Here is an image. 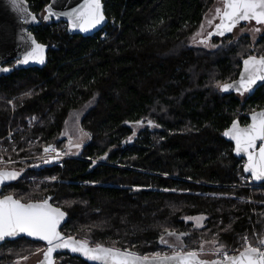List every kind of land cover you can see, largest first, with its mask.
Returning a JSON list of instances; mask_svg holds the SVG:
<instances>
[{
  "label": "trees",
  "instance_id": "16d2710c",
  "mask_svg": "<svg viewBox=\"0 0 264 264\" xmlns=\"http://www.w3.org/2000/svg\"><path fill=\"white\" fill-rule=\"evenodd\" d=\"M26 1L38 17L49 2ZM102 2L108 22L98 33L69 35L55 22L32 27L48 46L47 64L0 77V157L12 161L0 168L20 172L1 194L51 197L68 216L63 234L141 255L170 251L160 244L165 229L188 233L190 248L215 239L235 254L244 237L258 244L264 187L239 186L249 178L223 132L264 106V85L242 100L217 83L234 80L254 49L264 55V35L254 49L240 37L206 51L186 42L214 0ZM80 111L90 140L79 158L63 159V167L31 160L48 146L62 153L64 123ZM196 216L205 217L203 227L185 221ZM39 246L6 242L0 264ZM57 260L87 264L68 255Z\"/></svg>",
  "mask_w": 264,
  "mask_h": 264
},
{
  "label": "snow or ice",
  "instance_id": "6c2138e0",
  "mask_svg": "<svg viewBox=\"0 0 264 264\" xmlns=\"http://www.w3.org/2000/svg\"><path fill=\"white\" fill-rule=\"evenodd\" d=\"M49 14H52L51 9ZM68 16L72 28L81 32L90 31L105 19L101 0H84L83 5L74 9ZM253 21L256 25L264 26V0H223V7H217L214 17L208 20L209 26H214V30L208 33L206 39H210L212 35L223 37L226 33L233 32L242 22L250 24ZM252 30L260 32L261 28L256 27ZM201 43H206V40H202ZM32 44L34 47L18 63L27 64L30 60L44 63L45 46L36 43L34 39ZM0 71L7 72L9 69L3 68ZM259 81H264V55H249L243 60L240 79L232 83L218 82L217 87L223 92L235 90L238 94L244 95L252 92ZM148 123L152 124L151 121ZM223 135L234 142L237 155L247 156L244 171L251 173L254 180L264 181V110L253 111L251 122L246 126L242 127L238 120L233 121ZM257 142H260L259 147ZM80 146V144L75 145L76 148ZM44 153L45 163L58 159L61 155L52 146L45 147ZM19 175V171L0 168V187L6 182L18 179ZM52 179L56 178L52 177ZM50 200L51 197H45L42 200L25 201L13 194H0V241L26 234L46 242V249H37V252H43V260L40 264H55L54 253L61 249L80 253L92 264H264V240L253 244L247 237L243 238L242 247L235 250L237 254H230L225 250V246L215 239L201 242L198 248H190L183 239L188 233L178 234L169 229L164 230L166 235H161L160 244L165 245L170 251H157L148 255H141L126 248L92 243L88 239H77L71 235H64L59 230L66 213L60 207H54ZM185 219L195 220L197 227H203L202 221L205 217ZM208 243L213 247L206 252L205 244ZM209 253L218 259L204 258Z\"/></svg>",
  "mask_w": 264,
  "mask_h": 264
},
{
  "label": "water",
  "instance_id": "95a60500",
  "mask_svg": "<svg viewBox=\"0 0 264 264\" xmlns=\"http://www.w3.org/2000/svg\"><path fill=\"white\" fill-rule=\"evenodd\" d=\"M83 3H84V0H49L48 4L43 8V15L38 17L36 14H34L30 10L29 4L27 3L26 0H0V69H3V68L9 69V71L7 72L0 71V77L8 75L12 73L14 70L29 69V68L41 69L47 64L48 46L45 44L39 43L36 40L34 35L29 31V29L32 27H38L42 23H48V22L64 23L67 26V33L69 35H81L83 37L93 36L96 33H98L101 29H103L106 26L108 19L104 13L102 0H101V5H102V11H103L105 19L100 25H97L95 28L91 29L88 32H81L79 29L72 28L68 14L71 13L74 9L79 8L81 5H83ZM49 9H51L52 14H49ZM33 17H35V19H33ZM45 17H48V18L45 19ZM228 34L230 33H226L224 36ZM33 39L36 41V43L42 44L45 46L44 63L41 64L39 62H35L31 60L27 64L18 63V61L22 60L24 55L27 52H30L31 49L34 47V45L32 44ZM10 62H13L12 66L8 65V63ZM242 72H243V61H242V67L239 71L238 76L234 80L227 82V83L238 81L240 79V75ZM262 85H264V81H259L257 85L254 86V89L252 92L245 93V94H247V96L253 95L255 91ZM221 92L225 94H234L236 96L245 95V94L240 95L235 90H230L229 92H223V91ZM261 110H264V107L259 110H256V112L261 111ZM251 114L252 113H249L247 115V119H248L247 124L251 122ZM231 124L227 129L224 130V132L227 131L231 127ZM247 124H244V125L240 124V125L243 127V126H246ZM224 138L226 141L232 144L233 154L243 161L242 170H243L244 175L247 177H250L256 184L263 185L264 181L254 180L252 178L251 173L244 171V165L247 163V156L245 154L237 155L235 152L234 142L231 141L228 137L224 136ZM259 145H260V142H257V147H259ZM94 163H97V162H94ZM12 182L13 181L6 182L4 186L0 187V194L2 193L4 187L8 186ZM53 206L57 207L55 205ZM67 219H68V216L66 214L64 220L60 224V227H59L60 231L66 224ZM20 238H25L33 242H39L45 246V249L47 247L46 242L34 239L32 237L27 236L26 234H20L16 236L15 238H5L4 241H0V246L6 242H11V241H14ZM261 240H264V237ZM58 255H68L72 258H78L87 264H92V262L89 261L82 254L73 253L70 251V249H61V250H58L56 253H54L55 264H57L56 258ZM42 260H43V253H42L41 259L35 264H40ZM209 260H212V259H209Z\"/></svg>",
  "mask_w": 264,
  "mask_h": 264
},
{
  "label": "rangeland",
  "instance_id": "374dc122",
  "mask_svg": "<svg viewBox=\"0 0 264 264\" xmlns=\"http://www.w3.org/2000/svg\"><path fill=\"white\" fill-rule=\"evenodd\" d=\"M217 7H223V1L222 0H214L211 7L208 9V11L204 14L202 22L200 24L199 29L187 40L186 44L190 47L200 48L206 51H214L217 48L221 47L224 43L221 38H217L216 40H213L211 42L201 43L202 39L205 38V36L210 32L214 26H209L208 20L212 19L215 15V10ZM43 15V12L40 14ZM218 23V20L216 21ZM203 26V27H202ZM260 27V32H255L254 28ZM243 29V31L241 30ZM197 33H200V35H197ZM264 35V26L256 25L255 22H251L250 24L247 22L242 23L240 26H238L236 29L233 30L232 33L224 36L227 37V44L236 42L240 37H247L250 41L251 48L254 49V45L259 41V39ZM256 51L251 53V55H256ZM219 89V88H218ZM240 99L244 100L245 97H240ZM84 115V111H80L78 113H72L67 120L64 123V128L61 132V135L59 137V140L64 141V148L63 151H61L64 154L76 156L79 157V152L81 147L86 144L90 140L89 134L84 131L81 126L80 122ZM86 134V135H85ZM80 144L81 146L79 148H76L75 145ZM71 145V147H70ZM0 160H3V158ZM249 181V180H248ZM247 183V184H246ZM249 182H247V179L243 178L241 183L239 184L240 187H248L247 185ZM264 187V185H263ZM251 188H257V187H251ZM196 217H203V216H196ZM205 220V219H204ZM204 220L202 221L204 225ZM186 222L192 223L195 227V220H186ZM201 228V227H197ZM74 237V236H73ZM77 238V237H76ZM77 239H83V238H77ZM174 239V238H169ZM213 247L211 243L205 244V251L208 252ZM37 249H45V246H39ZM37 249L30 255L25 256L23 258H19L13 262V264H35L41 259L42 251L37 252ZM168 252V251H165ZM204 258L206 259H216L218 257L211 255L210 253L206 255ZM61 260H57V264H60Z\"/></svg>",
  "mask_w": 264,
  "mask_h": 264
},
{
  "label": "built area",
  "instance_id": "2783aa9c",
  "mask_svg": "<svg viewBox=\"0 0 264 264\" xmlns=\"http://www.w3.org/2000/svg\"><path fill=\"white\" fill-rule=\"evenodd\" d=\"M6 138L11 141L12 139V134L9 133ZM53 156L55 155V153L52 154ZM44 156H45V153H44V150H42L41 154L38 156V157H35V158H32L31 160H35V161H41V162H44ZM66 158H79V157H76V156H71V155H67V154H64V153H61L60 157L58 159H53L51 160V164H56L57 166H60V167H63V163H62V160L63 159H66ZM2 161V163H0V165H4V164H7V163H10L12 161H6V160H0ZM249 184L247 185L248 187H263V185H257L255 184V182L251 179H249Z\"/></svg>",
  "mask_w": 264,
  "mask_h": 264
},
{
  "label": "flooded vegetation",
  "instance_id": "af4514ba",
  "mask_svg": "<svg viewBox=\"0 0 264 264\" xmlns=\"http://www.w3.org/2000/svg\"><path fill=\"white\" fill-rule=\"evenodd\" d=\"M223 1V0H222ZM214 30V27H213V29L210 31V32H212ZM209 33V32H208ZM232 33V32H231ZM207 36H208V34L205 36V38L204 39H202V40H206V42H211V41H213V40H216L217 38H221V40H223L224 38H227V37H221V36H219V35H212L211 36V38L210 39H206L207 38ZM239 96V95H238ZM240 97H245V98H247L248 96H247V94H245L244 96H240ZM264 107V106H263ZM262 107V108H263ZM248 115V114H247ZM248 123V119H247V122L245 123V124H247ZM244 125V124H243Z\"/></svg>",
  "mask_w": 264,
  "mask_h": 264
}]
</instances>
